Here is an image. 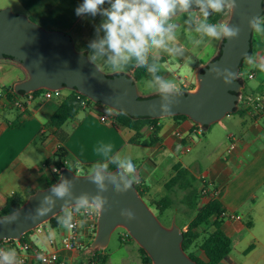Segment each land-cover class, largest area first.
Listing matches in <instances>:
<instances>
[{"label": "crops", "instance_id": "obj_1", "mask_svg": "<svg viewBox=\"0 0 264 264\" xmlns=\"http://www.w3.org/2000/svg\"><path fill=\"white\" fill-rule=\"evenodd\" d=\"M82 3L83 0H0V9L10 7L47 30L69 34L76 48L90 56L89 42L97 35H103L97 29L104 17L99 14L95 17L77 16L75 9ZM109 6L105 3L103 7ZM174 19L178 30L173 46L182 48L183 54H189L192 49L206 45L212 51L208 60L216 55L219 41L205 38L204 43L196 46L186 37L188 26L184 18ZM251 45L250 55L259 63L264 59V34L253 31ZM170 57L168 53H160V74L174 80L181 91L193 88L195 74H178L168 69L166 64L171 62ZM95 62L105 65L102 60ZM202 64L204 62L199 60L196 67ZM242 69L245 86L238 110L211 125L204 134L191 120L167 117L156 122L158 132L155 142L150 145L133 143L134 130L117 121L114 124L103 122L100 120L102 109L86 106L62 125L67 138L60 143L56 129L48 125V122L70 92L64 95L60 92L50 99L38 94L28 100L27 96L22 95L16 102H10L3 94V89L25 79L26 73L12 61L1 60L0 193L7 197L16 195L23 203L38 189L46 188L53 179L50 168L57 161L55 154L59 147L65 149L69 168L72 169L77 162L90 167L97 161H103L105 158L97 149L110 144L113 148L110 155L130 157L136 165L139 178L137 184L143 192L144 200L153 204L169 197L173 201L166 215L172 214L177 206L186 219L182 230H186V222L195 213L186 215V209H181L174 192L165 188V183L174 174V166L178 164L198 179V190H202L198 198V209L216 198L223 212L240 217L238 220L221 215L212 218L219 222L223 232L232 241L230 252L218 264H264V109L256 110L251 103L255 95H264V71L249 66L245 60ZM251 73L253 78L248 79L246 75ZM145 80L136 81L139 92L141 96H151L145 91ZM150 135L151 132L146 130L139 142L148 141ZM195 137H198L197 141ZM233 140L236 145L229 149ZM177 145L180 146L179 150ZM198 149H201L200 156H191ZM47 161L49 165H46ZM162 191H167L168 195L160 197ZM175 212L171 220L181 223ZM50 228L40 234L42 237H36L42 248L33 239L36 235H30L28 239L35 247L43 250L49 249L48 240L54 239L62 264L90 263V259L84 262V254L95 233L86 224L80 226V255L75 254L76 251L67 250L60 243L66 228L60 224L50 225ZM193 251L197 257L205 259L202 251Z\"/></svg>", "mask_w": 264, "mask_h": 264}, {"label": "water", "instance_id": "obj_2", "mask_svg": "<svg viewBox=\"0 0 264 264\" xmlns=\"http://www.w3.org/2000/svg\"><path fill=\"white\" fill-rule=\"evenodd\" d=\"M228 12L225 23L239 26L240 36L235 40L219 41L216 55L197 68L193 88L181 91L179 104L172 108V114L168 116L149 111L148 106L158 97H142L131 72L105 73L96 63L86 62L87 53L76 48L69 34L59 30H47L27 15L16 13L10 7L0 9V61L10 58L25 71L26 78L12 86L17 95L38 90L60 92L66 89L116 113H124L133 118L162 119L184 115L203 130L238 110L245 86L240 70L245 54L250 55L252 48L253 30L248 27L247 20L254 15L263 14L264 0H237L236 9L233 13L230 9ZM212 65L227 67L236 72L235 82L224 85L221 80L213 79L208 73ZM124 90L128 95L119 104H115L114 99ZM110 171L115 172L116 168ZM61 174L69 179L78 176L74 180V195L82 192L95 194V185L83 177L86 173L78 174L66 167ZM60 175L52 185L59 182ZM52 185L38 189L16 210L0 215V220L12 216L20 209L34 210L39 199L48 193ZM104 195L108 198V211H97L95 234L87 250H104L112 233L121 228L145 252L151 264H199L183 249V230L175 219L171 220L169 226H164L135 183L123 194L114 193L109 186V191ZM62 203L63 201H57L53 213L36 222L26 220L22 211L20 218L13 224L0 225V241L22 239L28 232L62 214ZM72 207L69 206L70 209ZM124 208L133 211L136 219L127 221L122 218L119 212Z\"/></svg>", "mask_w": 264, "mask_h": 264}, {"label": "clouds", "instance_id": "obj_3", "mask_svg": "<svg viewBox=\"0 0 264 264\" xmlns=\"http://www.w3.org/2000/svg\"><path fill=\"white\" fill-rule=\"evenodd\" d=\"M105 3L110 6L103 7ZM236 7L237 0H83L75 13L77 16L95 17L99 14L104 17L97 29L103 35H97L89 42L90 56L86 62L92 64L102 60L114 74H121L130 66L146 69L150 79L144 82L145 91L158 97L148 109L161 116H168L182 96L176 82L160 74L161 52L173 57L183 55V49L172 44L177 39L178 30L174 17L184 18V23L188 26L187 39L199 46L204 43L205 38L223 41L235 40L240 36L241 29L235 24L209 21L213 13H224L229 9L233 13ZM247 24L257 34H264V17L254 15L247 20ZM244 59L249 66L264 71V59L257 63L248 54H245ZM208 73L213 79L221 80L224 85L233 84L237 77L236 72L216 65H212ZM127 95L128 92L124 90L114 99V103L119 104ZM179 148L177 145V150ZM97 151L105 159L93 163L83 176L95 185V194L82 192L74 195V180L78 176L69 179L61 174L59 182L49 187L48 193L39 199L34 210L20 209L12 216L0 220V225L13 224L20 218L22 211L26 220L36 222L53 213L57 201H63L60 208L64 213L58 218V223L69 230L74 227L73 212L69 210V206H73L76 212L82 209H93L101 213L108 211V198L104 193L109 191V186L114 193L123 194L134 183H138L139 178L136 175V165L130 157L110 155L112 145H102ZM109 163L115 165V172L109 171ZM74 166L83 172L82 164L77 162ZM119 215L127 221L136 219L134 212L127 208L121 209ZM0 264H17L16 250L0 249Z\"/></svg>", "mask_w": 264, "mask_h": 264}, {"label": "trees", "instance_id": "obj_4", "mask_svg": "<svg viewBox=\"0 0 264 264\" xmlns=\"http://www.w3.org/2000/svg\"><path fill=\"white\" fill-rule=\"evenodd\" d=\"M227 12L228 10H226L224 13H213V15L209 17V21L212 23L221 22ZM261 17H264V12ZM7 60H10V58H7ZM160 61L162 60L160 59ZM126 71L131 72L136 81L140 79H150L146 69L144 68L130 66L126 69ZM43 91L45 90H38L31 93V95L36 96ZM3 94H5L6 99L10 102L16 101L20 96H22L15 94L12 86L4 88ZM24 95L26 96L28 94ZM84 101L87 102V106H92L98 109H108V107L100 103H94L86 97L76 93L75 91H70V94L62 100L58 109L48 122V125L56 129V136L60 143H63L67 138V134L62 130V125L68 119L74 117L77 112L84 107L82 104ZM173 118L177 120H189L184 115L173 116ZM116 120L119 124L134 130L135 134L131 140L133 143L150 145L157 139L158 127L156 126V122L160 119L133 118L124 113H117ZM195 126L197 129H200L196 124ZM208 129L209 127L203 130L201 129V133L204 134ZM146 130H149L151 132L148 141L139 142ZM66 157L67 153L65 149L63 147H59L58 151L55 154V158H57V161L54 163V165L58 166L60 162ZM46 165H49L48 161L46 162ZM88 168V166H83V171L87 173ZM114 168L115 165L109 163V171L113 170ZM72 169L76 171L75 166H72ZM57 178L58 176H54L53 179L48 183V186L52 185ZM135 186L143 196V192L141 191L140 186L137 183H135ZM203 186H205V184ZM165 188L168 191L174 192L175 197L178 198L181 209H186V215H188L189 213H195L190 221L186 222V230H183L182 247L185 252L199 264H218L228 255L232 248V241L223 232L219 222L216 219L214 221L212 220L214 216H219L223 212L220 202L216 198H212L208 204L198 209V198L202 193V190H198V179L189 170L179 164L174 166V174L165 183ZM172 203L173 201L169 197H165L156 203L148 204L150 207L155 208V214L159 218L160 216H167L166 211L171 208ZM21 204V201L16 195L7 197L0 193V215L8 214L16 210ZM60 215L52 218L49 221L50 225L56 226L57 224H59L58 218L60 217ZM183 225V223L179 225L181 229L183 228ZM30 234L31 232H28L22 237L21 240L27 241ZM126 237L129 236L126 234ZM194 249H199L200 251H202L205 259L202 260L197 257L194 254ZM90 251L94 252L93 257L90 258L91 262L105 264V255L99 253L98 250ZM139 251L141 253V264H151L150 258L140 247Z\"/></svg>", "mask_w": 264, "mask_h": 264}, {"label": "built area", "instance_id": "obj_5", "mask_svg": "<svg viewBox=\"0 0 264 264\" xmlns=\"http://www.w3.org/2000/svg\"><path fill=\"white\" fill-rule=\"evenodd\" d=\"M240 75H242V73H240ZM246 77L248 79H251L253 78V74L252 73L248 74L246 75ZM59 93H60L59 91L45 90L39 95L43 98L50 99L54 96H58ZM0 96H2L1 91H0ZM26 96L28 97V100L35 97L31 95V93ZM251 103L256 110L264 109V95L262 94L255 95L252 98ZM82 104L84 107L87 106V102L85 101ZM116 114L117 113L110 108L102 109L100 120L103 122L114 124L117 121ZM230 137L234 139L232 135H230ZM235 145L236 142L233 140V142L230 143L229 149H233ZM66 167H69V162L67 158L62 160L58 166L53 165L50 168L52 176L53 177L59 176L62 169ZM69 210L73 212L74 227L71 230L66 228V231L61 236L60 243L67 250L75 252L79 250V236H80L81 224H86L89 227V229L95 233L97 211L93 209H82L81 211L76 212L74 207ZM221 216H228L229 218L237 219V220L240 218L239 216L229 215L226 214L225 212H222ZM81 221H83V223H81ZM41 226L32 230L30 235H40L44 233L45 230ZM48 243L50 248L43 250L35 247L29 239L27 241H22L21 239L20 240L5 239L0 241V249H10V248L15 249L17 252V264H62V261L60 259V254L56 249L55 240L51 238L48 240Z\"/></svg>", "mask_w": 264, "mask_h": 264}, {"label": "rangeland", "instance_id": "obj_6", "mask_svg": "<svg viewBox=\"0 0 264 264\" xmlns=\"http://www.w3.org/2000/svg\"><path fill=\"white\" fill-rule=\"evenodd\" d=\"M228 14H229V12H227L226 15L223 17V22L227 21ZM186 34H188V31H186ZM186 37H187V35H186ZM211 53H212L211 48L209 46L205 45L204 47L202 46L201 48L192 49L191 53H189V54H183L182 56H179V57L171 56L170 57L171 62L166 64V65H167L168 69L170 68L171 71H175L178 74H195L196 69H197V67H196L197 61L201 60L204 63H207L209 61L208 57L211 55ZM189 61H191V63H189ZM94 63H96V62H94ZM96 65H98V64L96 63ZM98 67L102 71H104L105 73L112 72L111 69L106 64L105 65H98ZM241 73L243 74V69H241ZM60 92L64 95V94H69L70 91L64 89V90H61ZM227 118H229V117H227ZM222 122H225V121H222ZM195 140L197 141L198 137H195ZM200 151H201V149L196 150V152L191 154V156L199 157ZM75 172L78 174H84L85 173V171L81 172L78 168H76ZM167 195H168L167 191L166 192L162 191L160 197L167 196ZM147 203H149V202H147ZM176 203H177V199H176ZM175 208H176V210L172 211V214H168L167 216H160L159 217V221L164 226L170 225L171 218L173 217L175 211H176L175 213H177L176 215L178 216L179 222L183 223V221H186L185 217L183 216V213H181V211H178L179 209L177 208V206H175ZM151 209L155 213V211H156L155 208L151 207ZM180 224H178V225H180ZM41 227L44 230H51L49 222L44 223ZM126 234L127 233L125 232V230H123L121 228L116 229L110 237V241H109L108 246L104 250H98L99 253L106 256L105 264H141V260H140L141 253L139 251V246L136 244V242L132 238L126 237ZM36 237L37 238L42 237V235L33 236V239L35 240V242H37L40 245L39 247L42 248L43 246L39 243V240H37ZM84 250H86V249H84ZM78 251L79 250H77L75 252V254L80 255L78 253ZM99 253H98V255H99ZM93 255H94V252H92L90 250L85 251L84 262H86L87 259L92 258ZM89 264H91V261ZM95 264H100V263H95Z\"/></svg>", "mask_w": 264, "mask_h": 264}]
</instances>
